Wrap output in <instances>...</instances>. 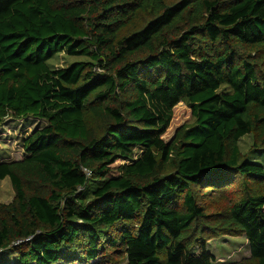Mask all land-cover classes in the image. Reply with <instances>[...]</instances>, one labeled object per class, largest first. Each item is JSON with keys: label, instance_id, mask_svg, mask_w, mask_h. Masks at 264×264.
Instances as JSON below:
<instances>
[{"label": "trees", "instance_id": "16d2710c", "mask_svg": "<svg viewBox=\"0 0 264 264\" xmlns=\"http://www.w3.org/2000/svg\"><path fill=\"white\" fill-rule=\"evenodd\" d=\"M10 117L41 124L0 157V264H213L217 235L264 264V165L239 148L264 149V0H0Z\"/></svg>", "mask_w": 264, "mask_h": 264}, {"label": "rangeland", "instance_id": "374dc122", "mask_svg": "<svg viewBox=\"0 0 264 264\" xmlns=\"http://www.w3.org/2000/svg\"><path fill=\"white\" fill-rule=\"evenodd\" d=\"M235 49L239 52H247L245 49L236 45ZM87 60L83 56H70L64 53H59L48 60L54 67L66 66L73 61ZM193 122V117L190 113V108L187 104L180 101L173 107L172 118L163 134L165 141L170 140L177 127L182 124H190ZM40 121L17 120L8 118L0 128V157L7 159H19L23 155L22 140L35 127L40 126ZM253 137L251 134H245L240 138L239 148L243 153H246L247 158L251 161L264 165V149H252ZM239 182V180H238ZM239 191L230 193V196H224L222 193L215 194L212 199H205V205L209 211L221 209L227 204L228 197L234 199L242 194V187L238 185ZM13 190L10 181L7 177L0 180V204L11 201ZM208 250L214 255L213 264H226L229 262H240L249 257V246L244 236L217 235L214 238L208 239ZM118 264V263H114Z\"/></svg>", "mask_w": 264, "mask_h": 264}]
</instances>
